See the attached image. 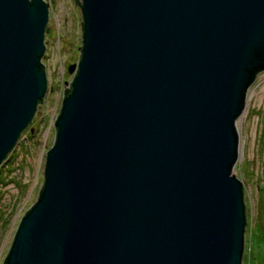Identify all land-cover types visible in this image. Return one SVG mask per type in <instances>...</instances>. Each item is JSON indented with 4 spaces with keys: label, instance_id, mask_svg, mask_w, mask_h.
Returning a JSON list of instances; mask_svg holds the SVG:
<instances>
[{
    "label": "water",
    "instance_id": "water-1",
    "mask_svg": "<svg viewBox=\"0 0 264 264\" xmlns=\"http://www.w3.org/2000/svg\"><path fill=\"white\" fill-rule=\"evenodd\" d=\"M80 4L44 183L1 264H242L236 119L264 69V0ZM48 11L0 0V163L44 99Z\"/></svg>",
    "mask_w": 264,
    "mask_h": 264
},
{
    "label": "rangeland",
    "instance_id": "rangeland-1",
    "mask_svg": "<svg viewBox=\"0 0 264 264\" xmlns=\"http://www.w3.org/2000/svg\"><path fill=\"white\" fill-rule=\"evenodd\" d=\"M46 1L49 11L44 32L45 48L41 57L47 79L43 112L41 109L43 116L33 118L25 128L14 150V162L7 161L2 168L5 185H12L14 194H9L8 189L4 193V184L0 185V264L13 239L17 220L37 197L45 150L53 139V125L49 117L58 111L59 105L54 111V102L62 81L70 79L63 70L65 63L67 65L79 59L81 0ZM237 119L240 153L233 170L242 180L246 206L242 264H264V69L256 73L248 87L244 111ZM12 165V171H7ZM27 170H30L29 177L25 176L24 179L29 180L24 182L23 175ZM4 206L6 209L9 206V211L2 209ZM7 218L11 224H8Z\"/></svg>",
    "mask_w": 264,
    "mask_h": 264
},
{
    "label": "bare ground",
    "instance_id": "bare-ground-1",
    "mask_svg": "<svg viewBox=\"0 0 264 264\" xmlns=\"http://www.w3.org/2000/svg\"><path fill=\"white\" fill-rule=\"evenodd\" d=\"M46 1V0H45ZM46 3H47V5H48V2L46 1ZM81 7V6H80ZM48 9H49V7H48ZM81 13H82V11H81ZM82 21H83V13H82ZM82 21H80V23H81V40H79V41H81L80 43H78V46H79V59H78V61L77 62H74L75 63V65L77 66V64H78V62H79V60H80V47H81V45H82V39H83V36H82ZM67 67V65H66V63H65V69H63L64 70V72H66L67 74H68V76L70 77V79L69 80H63L62 81V83H61V87H60V90H59V93H58V95L56 96V99H55V102H54V111H56V107H58V105H59V108H58V111L54 114H52L53 116L52 117H49V118H51L50 119V122H52V127H53V129H52V135H53V139H52V143H51V145L50 146H48V148L45 150V156H46V151H48V149L53 145V143H54V141H55V134H56V127H55V125H54V121H55V119L57 118V115L59 114V111H60V109H61V107H62V105H63V101H62V99H63V95H64V89L65 88H67V87H69V84H70V82H71V80H73V77H74V75H75V73H76V69H77V67H76V69L74 68V70L72 71V72H68V69L66 68ZM260 71H262V69L260 70ZM255 75H256V73H255ZM252 81H254V77H253V79H252ZM250 85H251V83H250ZM250 85H247V87H250ZM47 90V89H46ZM247 93H248V89H246V95H247ZM44 94H46V92L44 93ZM246 97V96H245ZM42 103H44V99H42ZM42 103H41V107H40V109H42V112H43V107H42ZM38 104H40V101H38ZM244 107H245V103H244ZM36 109H38V107L36 108ZM40 109H38V111H40ZM38 111H35L34 112V116H33V118H39V117H41V114L42 113H40V115H38L37 114V112ZM242 111H244V109H242ZM242 111L240 112V115L242 114ZM36 115V116H35ZM240 115H238V118L240 117ZM42 116H43V114H42ZM33 118H32V120L27 124V126H25V128L26 127H28L31 123H32V121H33ZM237 120L238 119H236V129H237V132H238V127H237ZM25 128L24 129H22L21 131H20V133L18 134V137L16 138V142H15V144L12 146V148H10V150L7 152V154H6V156L4 157V159L2 160V162L0 163V168L1 167H3L2 165H4V163H6L13 155H16V154H14V150H15V148H16V145H17V142L20 140V137L23 135V133H24V130H25ZM30 129V128H29ZM31 131H33V129H31ZM31 135L33 136L34 135V133L32 132L31 133ZM238 137H239V135H238ZM238 145H240V139H238ZM239 153H240V151H238V157H239ZM45 156H44V163H43V170H42V180H41V182H40V184H39V188H38V192H37V197H36V199L34 200V202L37 200V198H38V195H39V192H40V189H41V187H42V185H43V183H44V164H45ZM15 158V157H14ZM12 161L14 162V159H12ZM12 162V163H13ZM238 162V158L236 159V163ZM12 169H13V165H12V167H9V169H7V171L9 170V171H12ZM234 171V170H233ZM27 173H25V175H23V181L24 182H27L29 179H24V177L25 176H28L29 177V173H30V170H27L26 171ZM234 175L235 176H237V174H236V171H234ZM238 178H240L239 176H237ZM36 178H37V176H36ZM240 182L242 183V180H240ZM13 185L15 184L14 182H11ZM2 184H4L3 185V187L5 186L6 188L5 189H3V187H2V190L4 191V193H5V191L8 189V192H9V194H14V190H13V186L12 185H9V184H7V185H5V179H4V177H3V180H1L0 179V185H2ZM242 187H243V185H242ZM32 188H33V186L31 187V189H30V193L32 192ZM29 193V194H30ZM19 194V193H18ZM243 194H244V192H243ZM4 199V198H3ZM243 199H244V195H243ZM6 201V200H5ZM33 202V203H34ZM7 203V202H6ZM6 203H3V204H5L6 205ZM244 204H245V202H244ZM32 205V204H31ZM30 205V206H31ZM29 206V207H30ZM2 206H1V202H0V208H1ZM12 207H13V205H12ZM28 207V208H29ZM27 208V209H28ZM2 209H6V207L4 206ZM9 209H10V207L9 206H7V209H6V211L8 210L9 211ZM26 209V210H27ZM24 213H25V211H24ZM24 213H22L21 214V216L19 217V220H21V217L24 215ZM8 217H10V216H8ZM245 218H246V206H245ZM10 219H11V217H10ZM9 220V218H7L6 219V221H8ZM19 220H17V225L15 226L16 228H15V230L17 229V226L19 225ZM7 223V222H6ZM14 223V222H13ZM8 224H11V222L10 221H8ZM6 256V253L4 254V257ZM4 257H3V259H4Z\"/></svg>",
    "mask_w": 264,
    "mask_h": 264
},
{
    "label": "trees",
    "instance_id": "trees-1",
    "mask_svg": "<svg viewBox=\"0 0 264 264\" xmlns=\"http://www.w3.org/2000/svg\"><path fill=\"white\" fill-rule=\"evenodd\" d=\"M14 155L8 160V161H12V159H14ZM3 166V165H2ZM3 167L0 168V179L3 180V176L1 175V172L3 171L2 170Z\"/></svg>",
    "mask_w": 264,
    "mask_h": 264
},
{
    "label": "built area",
    "instance_id": "built-area-1",
    "mask_svg": "<svg viewBox=\"0 0 264 264\" xmlns=\"http://www.w3.org/2000/svg\"><path fill=\"white\" fill-rule=\"evenodd\" d=\"M13 190H14V188H13Z\"/></svg>",
    "mask_w": 264,
    "mask_h": 264
}]
</instances>
